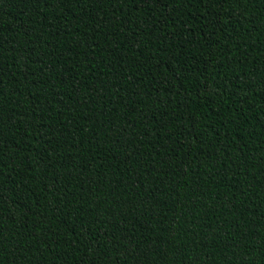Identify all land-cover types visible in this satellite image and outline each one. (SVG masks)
<instances>
[{"label": "trees", "instance_id": "obj_1", "mask_svg": "<svg viewBox=\"0 0 264 264\" xmlns=\"http://www.w3.org/2000/svg\"><path fill=\"white\" fill-rule=\"evenodd\" d=\"M0 264H264V0H0Z\"/></svg>", "mask_w": 264, "mask_h": 264}]
</instances>
